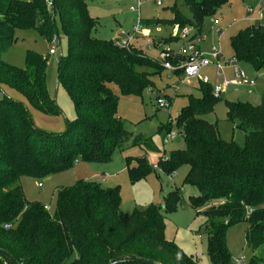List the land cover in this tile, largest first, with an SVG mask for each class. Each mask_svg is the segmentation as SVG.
Masks as SVG:
<instances>
[{"label":"trees","instance_id":"1","mask_svg":"<svg viewBox=\"0 0 264 264\" xmlns=\"http://www.w3.org/2000/svg\"><path fill=\"white\" fill-rule=\"evenodd\" d=\"M228 0H184L190 15L176 5L171 20H142L144 27L179 24L203 32L206 19L217 15ZM57 18L68 41V52L59 60L58 82L73 100L77 118L65 133L53 135L36 128L28 107L9 95L21 94L35 110L57 116L61 112L47 83L48 60L28 52L24 68L2 61L15 42V32L36 31L48 42H59ZM97 20L87 0H0V250L15 264H198L174 241L166 238L167 215L183 201L181 189L171 191L163 206L138 208L129 216L121 210L119 187L78 181L59 190L53 214L39 202L26 199L20 180L44 179L63 173L79 162L107 164L116 150L141 145L156 146L150 139L134 137L118 114L122 96L141 97L152 80L165 70L156 59L133 46L121 48L113 40L93 36ZM175 41L172 38L165 42ZM234 58L264 70V25L254 24L230 39ZM202 96H190L177 117L186 147L174 150L159 162L163 174L188 165L184 185L197 188L188 204L205 218L207 255L212 264H234L228 246L233 226L248 223V264H264V93L261 104L230 102L200 83ZM223 100L227 120L237 123L245 143L225 141L218 124L204 119ZM170 132L171 127L166 128ZM129 159V158H128ZM128 166L132 184L145 180L152 167L146 156ZM248 209L253 212L248 214ZM12 227L5 229L4 225ZM0 264H10L0 255Z\"/></svg>","mask_w":264,"mask_h":264},{"label":"rangeland","instance_id":"2","mask_svg":"<svg viewBox=\"0 0 264 264\" xmlns=\"http://www.w3.org/2000/svg\"><path fill=\"white\" fill-rule=\"evenodd\" d=\"M30 1V0H24ZM142 20L153 18H164L171 20L174 18L172 7L174 5L185 15H190L184 5V0H161L162 6L156 4V0H141ZM90 15L98 22L93 36L104 40H111L118 36L121 31H132L137 25L138 14L133 13L130 7L136 5V0H87ZM264 6V0H228L217 15L206 19L204 32L208 37L201 44L205 53H210L213 48H218L224 57L225 62L234 61V52L230 39L240 30L256 22V15L247 13L248 7ZM211 19L219 20L220 24L212 29ZM59 29V42L50 43L36 31L16 30L15 42L9 51L2 56V61L17 68H24L28 52H35L48 60L47 83L51 97L56 101L60 110L57 116L46 115L33 109L21 94L8 90L9 95L15 100L24 103L39 130L61 135L66 132L68 123H72L77 118L75 104L69 96L65 87L58 82L59 60L66 56L68 52V41L63 36L61 24L57 18ZM151 30L156 33L154 30ZM221 29L219 36L217 30ZM171 31L168 29L166 32ZM115 39L113 41L115 42ZM134 45L141 47L149 56L158 58L159 47H149L148 39L139 38ZM54 47L57 54L50 55L51 48ZM241 71H245L255 80L254 86L240 85L228 86L221 97L230 102L250 103L253 106L261 104L264 93V70L256 71L252 66L238 62ZM225 76L219 77L214 67L205 69L202 74L208 77L212 87L223 85L225 80L232 79L231 68H226ZM155 88L146 89L141 97L122 96L118 86L111 84L112 91L119 96L118 114L125 122L126 129L134 137L150 139L156 146L155 150H148L141 145L129 143L123 150H116L112 160L107 164L79 162L74 168L60 174H56L44 179L24 177L20 180L25 197L30 202H39L50 207V214H53L57 206V197L60 189L74 186L78 181L99 182L104 188L119 187L121 190L122 203L120 210L125 216H129L135 209L146 208L150 205L163 206L168 194L181 189L183 201L178 209L167 215L166 238L174 241L182 250L193 256L198 264H212L207 255V232L205 228V218L198 216L197 212L188 204L190 196L199 194L197 188L184 185L186 176L190 170L188 165L178 167L171 176L155 170L154 165L169 154V152L184 149L186 143L183 134L177 127V117L183 107L189 102V97H201L200 82L193 80L175 91L176 78L171 77L167 70L160 76L152 77ZM153 89L158 92V97L169 103L168 107L162 108L157 103V96L153 94ZM5 93L0 90V99ZM204 119L212 124H218L220 136L225 141H235L240 145L245 143V134L237 127V123L227 120V108L223 100H220L215 111ZM171 127L177 131V137L165 144L164 137L167 129ZM146 156L148 164L152 167V173L143 181L132 184L128 174V166H137V158ZM129 158V159H128ZM41 184V187L39 186ZM249 225L246 222L233 226L228 232V246L236 262L242 255L251 257V252L246 244V233Z\"/></svg>","mask_w":264,"mask_h":264},{"label":"built area","instance_id":"3","mask_svg":"<svg viewBox=\"0 0 264 264\" xmlns=\"http://www.w3.org/2000/svg\"><path fill=\"white\" fill-rule=\"evenodd\" d=\"M46 3L49 7L52 6L53 0H46ZM158 6H162L161 0H156ZM143 3L141 0H136V5L130 7V10L133 13L138 14L137 25L133 28L132 31L124 32L121 31L115 39V44L121 48L130 49L132 48L136 40L139 38L148 39L149 47H159L158 58L156 59L163 66L165 70L168 71L170 78L175 77V91L179 92L180 88L187 85L189 82L196 80L200 83L210 84L208 77L204 76L202 72L205 69L214 67L217 70V75L219 77L225 76V69L231 68L233 78L225 80L223 85H216L214 87V94L220 96L223 94L224 90L230 86H240L248 85L254 86L255 80L252 79L245 71H241L238 61L234 59L232 63L225 62L223 53L218 48H213L211 52L205 53L201 44L208 37V35L203 32H198L194 27H184L182 28L179 24L169 26L171 29L168 38H172L177 42L181 43L179 47H175L173 42H165V40H159L156 33L162 32L166 27L157 26L154 30V33L151 28L144 27L141 17V7ZM247 13L249 15L255 14L257 17L256 23L264 25V6L261 4L259 7H248ZM220 24L219 20L211 19L212 29H215ZM217 34L220 36L222 34L221 29L217 30ZM58 40L55 39L53 44ZM57 54V51L54 47L50 50V55ZM153 94L158 97V92L153 89ZM157 103L160 107H168L169 103L164 99L157 98ZM178 133L174 129H171L164 137L165 144L174 140L177 137ZM154 169L161 172V169L158 165H154ZM41 187V184L39 185ZM47 211H50L49 206H45ZM253 212L252 209H248V214ZM12 226L5 224V229H10ZM249 259L247 256L242 255L239 259L234 262V264H248Z\"/></svg>","mask_w":264,"mask_h":264},{"label":"crops","instance_id":"4","mask_svg":"<svg viewBox=\"0 0 264 264\" xmlns=\"http://www.w3.org/2000/svg\"><path fill=\"white\" fill-rule=\"evenodd\" d=\"M164 19V18H163ZM254 24H257L256 22H254L252 25H254ZM135 27V26H134ZM133 27V28H134ZM169 29V26L168 27H166L164 30H162V32H160V33H156L157 35H158V42H159V40H165V39H167L168 37H169V33H170V31L169 32H166L167 30ZM206 29V28H205ZM133 30V29H132ZM100 39H102V38H100ZM113 39H115V37L114 38H112L111 40H113ZM173 45L175 46V47H179L180 45H181V43H179V42H177L176 40L175 41H173ZM135 47H137V48H140V49H142L141 47H138V45H135ZM143 50V49H142ZM144 51V50H143ZM145 52V51H144ZM146 53V52H145ZM147 55H148V53H146ZM198 194H195V196H197ZM191 197V196H190Z\"/></svg>","mask_w":264,"mask_h":264},{"label":"water","instance_id":"5","mask_svg":"<svg viewBox=\"0 0 264 264\" xmlns=\"http://www.w3.org/2000/svg\"><path fill=\"white\" fill-rule=\"evenodd\" d=\"M0 255H3L10 264H15V262L13 261V259L8 255L6 254L5 252L1 251L0 250ZM124 262H117V263H114V264H123Z\"/></svg>","mask_w":264,"mask_h":264}]
</instances>
